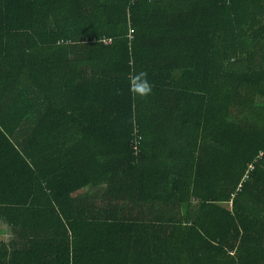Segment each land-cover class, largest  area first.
Segmentation results:
<instances>
[{
    "label": "trees",
    "instance_id": "trees-1",
    "mask_svg": "<svg viewBox=\"0 0 264 264\" xmlns=\"http://www.w3.org/2000/svg\"><path fill=\"white\" fill-rule=\"evenodd\" d=\"M0 219V264H264V0H0Z\"/></svg>",
    "mask_w": 264,
    "mask_h": 264
},
{
    "label": "clouds",
    "instance_id": "clouds-1",
    "mask_svg": "<svg viewBox=\"0 0 264 264\" xmlns=\"http://www.w3.org/2000/svg\"><path fill=\"white\" fill-rule=\"evenodd\" d=\"M129 91L140 97L148 96L152 91V85L147 79V72L141 71L139 73L131 74V80L129 84Z\"/></svg>",
    "mask_w": 264,
    "mask_h": 264
},
{
    "label": "crops",
    "instance_id": "crops-1",
    "mask_svg": "<svg viewBox=\"0 0 264 264\" xmlns=\"http://www.w3.org/2000/svg\"><path fill=\"white\" fill-rule=\"evenodd\" d=\"M155 139H156V145H155L156 150L154 152L152 150L146 151V154H149L151 159L152 158L161 159V152H160V150H161V134L157 135L153 139V142ZM165 140H166V144L163 145V148H172L178 144L177 140L175 139V136H166ZM0 223H5V222L0 219ZM1 234H4V232H2V229L0 228V243L6 244V243H9L10 241H13V238H11V237L4 240L5 237Z\"/></svg>",
    "mask_w": 264,
    "mask_h": 264
},
{
    "label": "rangeland",
    "instance_id": "rangeland-1",
    "mask_svg": "<svg viewBox=\"0 0 264 264\" xmlns=\"http://www.w3.org/2000/svg\"><path fill=\"white\" fill-rule=\"evenodd\" d=\"M0 224H1V225H0V228L2 229V232H4V234H1V235H3V236L5 237L4 240H6L7 238L10 237V235H9V230L7 229L5 223H0Z\"/></svg>",
    "mask_w": 264,
    "mask_h": 264
},
{
    "label": "built area",
    "instance_id": "built-area-1",
    "mask_svg": "<svg viewBox=\"0 0 264 264\" xmlns=\"http://www.w3.org/2000/svg\"><path fill=\"white\" fill-rule=\"evenodd\" d=\"M104 43H108V41L105 40ZM136 145H137V146L135 147V150H136V151H139V146H138V145H139V142H137Z\"/></svg>",
    "mask_w": 264,
    "mask_h": 264
}]
</instances>
